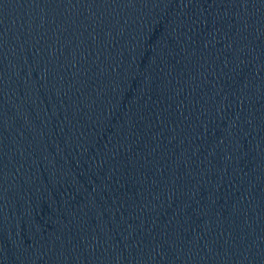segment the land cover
<instances>
[{"label": "water", "instance_id": "water-1", "mask_svg": "<svg viewBox=\"0 0 264 264\" xmlns=\"http://www.w3.org/2000/svg\"><path fill=\"white\" fill-rule=\"evenodd\" d=\"M0 264H264V0H0Z\"/></svg>", "mask_w": 264, "mask_h": 264}]
</instances>
